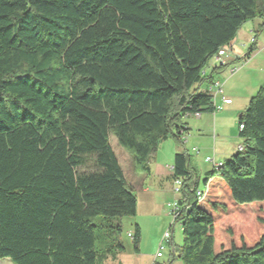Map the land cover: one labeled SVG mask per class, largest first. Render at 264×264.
Segmentation results:
<instances>
[{
  "label": "trees",
  "instance_id": "16d2710c",
  "mask_svg": "<svg viewBox=\"0 0 264 264\" xmlns=\"http://www.w3.org/2000/svg\"><path fill=\"white\" fill-rule=\"evenodd\" d=\"M255 18L263 30L264 0H0V259L100 264L121 250L137 200L109 136L148 174L184 115L214 110L203 69ZM237 128L241 148L202 189L188 152L174 155L182 264H264V85Z\"/></svg>",
  "mask_w": 264,
  "mask_h": 264
},
{
  "label": "crops",
  "instance_id": "0c3cea01",
  "mask_svg": "<svg viewBox=\"0 0 264 264\" xmlns=\"http://www.w3.org/2000/svg\"><path fill=\"white\" fill-rule=\"evenodd\" d=\"M261 25L262 19L255 18L245 22L237 31V35L241 30H243L241 32L245 31L250 37V42L252 38L255 39L254 43L252 41L254 49L251 53H248V51L241 54L240 50L237 53L227 52L220 59L227 63L224 68L214 70V67L219 62L215 58L203 69L204 79L199 85V89L209 90L212 83L218 81L222 92L215 95L214 102L221 105V109L218 111L213 110L212 112H201L198 115L194 113L184 115L182 121L185 128L181 131L180 141L175 137L163 141L161 145V147L163 146V153L161 156L155 158L152 163H149V173H144L146 176L142 180L131 178V182H128L131 187L140 182L141 185L158 182L162 190H168L175 194L173 190V158L175 153L180 151L188 152L190 175L195 183L198 184L200 179L203 180L205 173L213 169L210 163L205 161L206 156H211L217 161L215 163L222 164L224 160L237 151L238 147L241 146V139L237 128L238 117L246 108L250 97L260 86L264 85V60L256 62V58L261 52H264V37H262L264 29H261ZM231 45H233V48L235 47L234 42ZM239 46L243 48L244 42L240 41ZM231 48H229V51ZM235 61L239 63L242 61V63L235 65ZM231 63H233V67L230 65ZM228 65L230 66L228 67ZM241 82L243 83V87L239 89L242 86L240 85ZM224 98L230 99L231 103H223ZM211 137L213 141L212 146L209 143V138ZM205 163L209 167L204 175H201L199 173V166ZM209 168L211 169L208 170ZM197 189H200L198 185ZM178 198L179 196L175 199ZM171 245L170 250H168L169 258L165 261L163 260L161 264H182L175 257L176 253H172L174 244L171 243ZM103 264H117V262L107 258Z\"/></svg>",
  "mask_w": 264,
  "mask_h": 264
},
{
  "label": "rangeland",
  "instance_id": "374dc122",
  "mask_svg": "<svg viewBox=\"0 0 264 264\" xmlns=\"http://www.w3.org/2000/svg\"><path fill=\"white\" fill-rule=\"evenodd\" d=\"M241 31L239 32L238 35H236L233 41L235 47L233 48V45H231L232 48L230 51L228 48L227 51L228 53H232V52L237 53V51L240 50L242 54L243 52H248L249 48L253 46V43L250 42L249 40L250 39L249 35L246 34L245 31L244 32ZM262 33H263L262 37H264V32L262 31ZM240 41L244 42L243 48L239 46ZM256 59H257L256 62H261L262 60H264V52H261ZM241 63L242 61L240 63L237 61L235 65H239ZM230 65L232 67L234 66L233 63H231ZM230 65H228V67ZM240 85L242 86L239 87V89L243 87V83L241 82ZM169 138L171 137H168L167 139ZM163 141H161L156 152L150 158L149 163L150 162L152 163L155 158H159L163 153L162 150L163 146L161 147ZM109 142L111 144L113 152L117 157V160L120 164V167L123 171L126 180L128 182H131L132 177L142 180V178L145 177L146 175L142 172H134L135 170L133 169V164L130 154L126 149H124L122 146L118 144L115 136L110 135ZM209 143L212 146L213 144L212 137L209 138ZM208 167L209 166L206 163L201 164L199 166L200 168L199 173L201 175H204ZM83 169L86 172H90L94 170V167L91 162H88L86 163ZM210 169L211 168H209L208 170ZM201 180L202 179H200V181H198L197 184L200 189L203 188ZM140 183H137V185H132L134 187L132 188L134 190L137 200L135 216L134 217L125 216L121 218L119 222L121 226V231L116 236V238L121 243L122 249L101 254L100 264L105 263V260L107 258L111 260H115L117 264L118 263L119 264H150L157 251L158 244L164 232H168L170 234V239L169 242L166 243L165 250L163 251V258L158 259L157 262L161 264L163 260L165 261L169 258L168 250H170L171 248V243H173L175 247L181 245L182 233L179 222L174 220L170 212L171 209L167 204V203H172L174 199L179 196V194H174L168 190H162V187H160V184L158 182L150 183L148 185H141ZM239 206L241 207V205ZM261 207L264 208V204ZM134 224H138L140 228V240L137 244V251H135L132 242ZM97 234H99V231H97ZM128 234H130V236ZM112 240L113 237H105V236L102 237V240L97 239L96 240V246L98 248L97 250H100L99 248L101 247L102 248L107 247L108 245L113 243L115 239L113 241ZM0 264H13V263L8 258H2L0 259Z\"/></svg>",
  "mask_w": 264,
  "mask_h": 264
},
{
  "label": "built area",
  "instance_id": "2783aa9c",
  "mask_svg": "<svg viewBox=\"0 0 264 264\" xmlns=\"http://www.w3.org/2000/svg\"><path fill=\"white\" fill-rule=\"evenodd\" d=\"M253 40H254V38H252L251 42ZM227 51H228V47H223V48L219 49L216 59L219 61L223 56H225L227 54ZM220 61H221V63H224V61H222V60H220ZM209 90L212 93L214 110L218 111L221 109L222 106L215 104L214 101H215V95L217 93L222 92L220 83L218 81L213 82L211 87L209 88ZM223 103L229 104V103H231V100L224 98ZM194 114L198 115L199 113H194ZM239 128H242V125H239ZM240 148H241V146L238 147V149H240ZM205 161L210 163L211 167H213L214 162H217L211 156H206ZM181 185H182V178L181 177L173 178V190H174L175 194L180 193ZM196 195H197V191H196ZM177 201H178V199H175L172 203H167L171 209L170 212H171L173 218L176 216V212L178 210ZM128 235L130 236V234H128ZM169 239H170V234L168 232H164V234H163V236H162V238L158 244V248H157V251L154 255L153 261L150 264H160L159 262H157V260L163 256V251L165 250L166 243L169 242Z\"/></svg>",
  "mask_w": 264,
  "mask_h": 264
},
{
  "label": "bare ground",
  "instance_id": "6f19581e",
  "mask_svg": "<svg viewBox=\"0 0 264 264\" xmlns=\"http://www.w3.org/2000/svg\"><path fill=\"white\" fill-rule=\"evenodd\" d=\"M221 165V163H215L214 162V164H213V168H217V167H219ZM218 169V168H217ZM200 194V191H197V195H199Z\"/></svg>",
  "mask_w": 264,
  "mask_h": 264
},
{
  "label": "water",
  "instance_id": "95a60500",
  "mask_svg": "<svg viewBox=\"0 0 264 264\" xmlns=\"http://www.w3.org/2000/svg\"><path fill=\"white\" fill-rule=\"evenodd\" d=\"M179 134H181V132H179Z\"/></svg>",
  "mask_w": 264,
  "mask_h": 264
}]
</instances>
